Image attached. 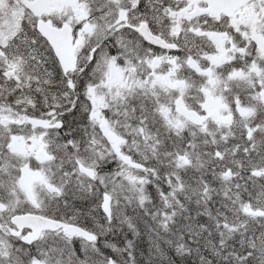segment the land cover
Listing matches in <instances>:
<instances>
[{"label": "snow or ice", "instance_id": "6c2138e0", "mask_svg": "<svg viewBox=\"0 0 264 264\" xmlns=\"http://www.w3.org/2000/svg\"><path fill=\"white\" fill-rule=\"evenodd\" d=\"M0 264H264V0H0Z\"/></svg>", "mask_w": 264, "mask_h": 264}]
</instances>
